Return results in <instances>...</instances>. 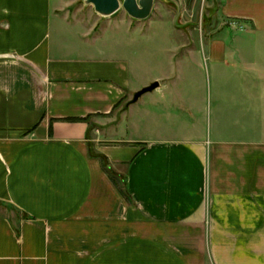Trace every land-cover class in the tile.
Returning a JSON list of instances; mask_svg holds the SVG:
<instances>
[{
  "label": "crops",
  "instance_id": "1",
  "mask_svg": "<svg viewBox=\"0 0 264 264\" xmlns=\"http://www.w3.org/2000/svg\"><path fill=\"white\" fill-rule=\"evenodd\" d=\"M201 1L181 23L221 32L161 23L153 63L141 27L0 0V264H264V0Z\"/></svg>",
  "mask_w": 264,
  "mask_h": 264
},
{
  "label": "rangeland",
  "instance_id": "2",
  "mask_svg": "<svg viewBox=\"0 0 264 264\" xmlns=\"http://www.w3.org/2000/svg\"><path fill=\"white\" fill-rule=\"evenodd\" d=\"M196 0H183V3L186 6V10L188 12L192 10V7L194 6ZM200 1V5L202 6L203 1ZM64 7L67 10H70L71 14H79L81 18L85 19V21L88 22V25H91L94 27V32L99 31L101 27H104L109 21H113L114 23H125L128 24L130 28H137L141 27V32L143 33L144 36H141V44L140 47L141 49L144 46H149L151 48L150 50V59L153 61V63H160V61L166 60L168 58L167 51H165V47L163 49V46L166 45L170 39L168 34L161 30L158 25L161 23H164L166 26V29H170V37L171 40L173 41H187V42H198L203 40L207 41L209 40L210 36L217 35L218 32H221V28H223L225 25H222L220 27V22L221 20L213 19L214 23L212 22L211 28L206 27V25L209 24L208 16H203L201 17V13L197 10L196 13L190 18L192 19V22L182 24L181 21L186 22L188 19L187 15H182L184 7L182 6V12L181 15L178 18V25L180 26L181 30H177L174 28V18L175 21L177 20L178 16V10L177 6L174 2L171 1H157L155 4V10H154V15L152 20H144V21H136L132 19L127 12L124 9H121L118 13L111 17H103L99 15L98 13L95 12L94 8L92 5H86L85 0H63ZM182 5V2H181ZM201 9V8H200ZM186 13V11H185ZM77 14V15H78ZM151 17V16H150ZM151 19V18H150ZM200 24V28L203 29V32L201 30H197L194 28V26H197ZM153 25H156L157 28L154 29V32H152V35L148 33L149 28H151ZM189 25L191 28H188ZM184 27V28H183ZM210 30V33H209ZM214 33V34H213ZM174 43V42H172ZM173 53L179 54V50L177 51H172ZM142 55V54H141ZM160 67L155 66L154 70H157ZM208 68L206 65L203 67L200 66H195L187 71V73H192L196 75L203 74L205 77V81L203 84L201 81L198 83H195L194 89L198 90H203L205 93V102L206 99L208 103L210 102V92H211V83L209 79L207 78L208 75ZM155 73V72H154ZM153 72L151 73L152 75L154 74ZM157 73V72H156ZM191 84V83H190ZM202 84V85H201ZM197 85V87H196ZM209 105V104H208Z\"/></svg>",
  "mask_w": 264,
  "mask_h": 264
},
{
  "label": "water",
  "instance_id": "3",
  "mask_svg": "<svg viewBox=\"0 0 264 264\" xmlns=\"http://www.w3.org/2000/svg\"><path fill=\"white\" fill-rule=\"evenodd\" d=\"M157 1H171L176 4L178 10L176 24L178 25V18L182 12L181 0H85V3L92 5L95 12L103 17H111L124 9L131 18L146 20L152 15ZM159 86L160 83L155 81L137 91L128 105L136 103L145 93L151 92Z\"/></svg>",
  "mask_w": 264,
  "mask_h": 264
},
{
  "label": "trees",
  "instance_id": "4",
  "mask_svg": "<svg viewBox=\"0 0 264 264\" xmlns=\"http://www.w3.org/2000/svg\"><path fill=\"white\" fill-rule=\"evenodd\" d=\"M82 120H85V121H88L89 118H85V119H82ZM101 160H102V163H103V166L105 167L107 173L109 174L111 180L113 181V183L119 187L121 189V192L126 196V193H125V190H124V187L126 185V180L123 179V177H121L118 173H116L114 171V169L109 165V162L107 161V159L103 156H100Z\"/></svg>",
  "mask_w": 264,
  "mask_h": 264
}]
</instances>
